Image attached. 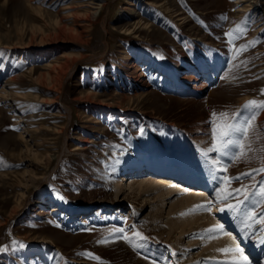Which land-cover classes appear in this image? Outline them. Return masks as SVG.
<instances>
[{
  "label": "rangeland",
  "instance_id": "obj_1",
  "mask_svg": "<svg viewBox=\"0 0 264 264\" xmlns=\"http://www.w3.org/2000/svg\"><path fill=\"white\" fill-rule=\"evenodd\" d=\"M237 1L0 0V264H176L184 246L193 264H258L239 234L231 253H245L242 262L207 263L211 234L170 227V204L183 194L124 186L118 195L110 167L141 155L212 176L204 153L214 128L219 135L255 111L243 149L225 150L217 165L227 167L218 177L254 178L223 182L242 189L223 206L200 188L211 203L193 212L212 213L221 237L247 227L226 204L248 194L241 209L264 212V197L252 194L264 182L253 171L264 168V109L244 107L264 103V0L247 11Z\"/></svg>",
  "mask_w": 264,
  "mask_h": 264
},
{
  "label": "bare ground",
  "instance_id": "obj_2",
  "mask_svg": "<svg viewBox=\"0 0 264 264\" xmlns=\"http://www.w3.org/2000/svg\"><path fill=\"white\" fill-rule=\"evenodd\" d=\"M237 2L244 4L241 11L251 10L252 7L253 9L258 8V4H257L258 0H238ZM99 6H104V3L100 4ZM96 7L99 8L98 6H94L93 8ZM197 58L201 61L203 69L206 70L207 66L203 64L202 58L200 57ZM245 98L246 96L240 97L239 98L240 103H242L245 100ZM263 121H264V113H262V115L258 119L259 123H262ZM205 131L207 130L204 128L202 132ZM215 154H216L215 152L208 153L207 158L208 159L215 158ZM130 156L132 157L130 158L129 155L124 154L122 157H119V159L113 158L110 166L113 172L112 174L115 175L114 184L115 186L118 187L117 189L118 195L124 194V188H123L124 186L128 188L127 190H131V194H134L138 189H139L138 193L145 195L150 194L149 191L164 189L162 194L167 198H170L171 196L170 194L174 192H178L177 194H183L184 196L179 198L176 203H172L174 205L170 204L171 205L170 214L174 215V217L170 221V225H171L170 227L180 229L183 235L187 234L188 231L191 232L190 234L198 233L199 236L211 234V236L213 237L211 239V242L209 243L211 245L208 248L205 247L206 249H204L201 255V259H205L207 263L209 261H210L209 263H211V261L215 257L220 255L223 260H226V262H231L232 260H235L236 262L238 261L242 262V259L239 257L245 255V253L242 254L241 252L239 257L237 255L233 257L232 255L233 253H231L232 249H235L239 246L238 240L234 239V237H236V234H239L241 236L240 239L244 242V245L248 250V254L251 255V257H249L251 259L250 263L258 262V264H264V224L260 223L258 226L246 225L247 227L239 228V229L237 227L235 233H228L227 235L221 237L220 236L221 229L216 228V226L222 223L219 222L218 220L215 221V219L211 217L212 213L211 214L210 212L206 213L205 216L196 213L194 214L193 211H197L199 209L201 210V207L199 206L203 205V208H205V205H207L206 202L207 201L209 202L208 197H206L204 193H202L201 191H198L200 190V188H202L203 190L210 191V193L216 198L215 204L217 203L218 206H223L224 203L223 201L220 200V196L225 194L226 186L221 181V179L214 180L212 176L207 175L208 173L204 171L205 169L202 170L197 165H196L197 172L195 173L192 172L189 168L180 170L179 168L180 166L178 164H170L160 158L145 159L141 155L140 156L130 155ZM231 157H229L230 158L229 160H231ZM216 168L217 171L215 174L218 176L220 169L218 166H216ZM138 170H144V171L138 172ZM118 173H123L125 176L124 179L122 177H118ZM142 173H144V175L146 176L149 175V178H144L138 181H134L133 175L142 174ZM155 176H159V177H155ZM160 176L167 178H162ZM200 179L203 182H201ZM123 180H125V182H127L128 180L130 181L128 183H124ZM136 184L137 186H135ZM62 207L63 206H61L60 209H62ZM178 207L180 209L177 212H174V210H177ZM182 213L184 215H182ZM225 216H227L226 213ZM225 222L227 223V226L229 224L230 226H235L234 223L235 218L233 214L227 216V221ZM209 229H214V231L209 232L208 231ZM173 242H174L173 244L176 247H178L181 241L178 239ZM185 248L186 247L184 246L182 251L180 250L181 253H184V256L180 257L182 259L180 261H176V264H185V263L193 264V260L191 259V257L187 256L189 254V251L185 250ZM220 249H224V251H219ZM37 252L41 253L42 255L43 254L46 255V251H44L40 246L37 247ZM213 264H218V263H213Z\"/></svg>",
  "mask_w": 264,
  "mask_h": 264
},
{
  "label": "snow or ice",
  "instance_id": "obj_3",
  "mask_svg": "<svg viewBox=\"0 0 264 264\" xmlns=\"http://www.w3.org/2000/svg\"><path fill=\"white\" fill-rule=\"evenodd\" d=\"M243 33L241 32L240 35H242ZM226 36H232L233 33H226ZM236 38L238 39L239 36H236ZM230 43H232V40H229ZM254 43V42H253ZM248 48V45H244L242 46L240 49H237V54H239L240 52L246 51ZM262 92H264V90H262ZM244 107L246 109H264V103L261 104H257L256 101H249L247 104L244 105ZM213 116H216V113L212 114ZM256 112L253 111L252 115L250 117H248L246 120L242 121V122H234V123H224L221 126H218L220 131H219V135H217V131L214 128L213 130V143L212 146L210 148H208L206 150V152L204 153L205 156L208 155V153H212L215 152L217 155L215 158L211 159V163H210V167H209V171L212 174L213 179H221L222 182H230L231 179L237 180L239 181L241 179V176H248L249 178H254L253 177V173L252 172H248V173H242L241 176H237V177H233V178H229L227 176L224 177H218L215 173L217 171L216 166L219 165L221 163V157L227 156L228 152L225 151L226 149L234 148L237 150H241L243 149L244 145H243V139L245 136H247L248 134V129L251 126V122L252 120L255 118ZM221 118H227V113H221L220 114ZM236 155L233 154V156L231 157V159H236ZM209 161L205 160V164H208ZM220 171H227V167H224L222 169H220ZM254 172H261L264 173V168H260V169H255L253 170ZM247 187V186H245ZM242 189L241 188H236L234 189L232 192H228L225 189V194L220 196V200L221 201H227L229 200L234 194L235 195H239L241 194ZM253 195H259L261 197H264V182H259V191L257 192H253ZM249 200V196L248 194L244 195V200L239 201L235 206H233L232 204H226L225 207L228 208L233 214L239 213V217L236 218H242L241 222L242 223H246L248 221H253L256 220L257 223H264V212L260 213L257 219V215L256 213L250 209V208H245V209H241V205L244 204L245 201ZM209 203H211V201H209ZM201 208H203V205L199 206ZM210 211L211 209H205ZM220 211H224V208L219 209ZM182 215H184L182 213ZM223 225L222 224H218L216 226V228L218 229H223ZM116 232H119L121 234H124V229L123 228H118L115 229ZM209 232L214 231V229H209ZM135 236L139 237L140 239H145L144 237L141 236V234L139 232L134 233ZM122 239H129L126 235H122L121 236ZM21 247H23V245H21ZM219 251H224V249H220ZM237 251H240L239 249H237ZM91 255V254H88ZM172 255H176L175 252L172 253ZM245 260H247V257H244Z\"/></svg>",
  "mask_w": 264,
  "mask_h": 264
}]
</instances>
